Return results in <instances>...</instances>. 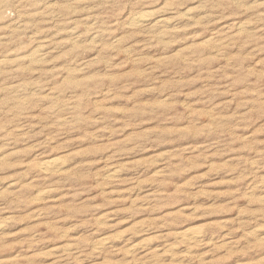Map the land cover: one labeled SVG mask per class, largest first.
I'll list each match as a JSON object with an SVG mask.
<instances>
[{"label":"rangeland","instance_id":"1","mask_svg":"<svg viewBox=\"0 0 264 264\" xmlns=\"http://www.w3.org/2000/svg\"><path fill=\"white\" fill-rule=\"evenodd\" d=\"M0 66V264H264V0H0Z\"/></svg>","mask_w":264,"mask_h":264},{"label":"bare ground","instance_id":"2","mask_svg":"<svg viewBox=\"0 0 264 264\" xmlns=\"http://www.w3.org/2000/svg\"><path fill=\"white\" fill-rule=\"evenodd\" d=\"M152 15V14H151ZM150 16V15H149ZM141 17H147V14L146 15H142ZM140 17V18H141ZM143 19V18H142ZM142 19H135L134 20V26H136V27H138V26H140V25H142L144 22H146V21H148V20H142ZM163 19V18H162ZM161 23L163 22V21H160ZM164 23V22H163ZM165 23H167V22H165ZM171 24V23H170ZM48 50V49H47ZM44 51V50H43ZM49 52V51H48ZM35 54V53H34ZM42 59V58H41ZM39 60V59H38ZM37 61V60H36ZM1 67V66H0ZM56 165H58V163H57V160H50V161H46V162H43L42 164H41V172H43V173H52V172H55L54 171V168H55V166ZM62 167V166H61ZM109 167V166H108ZM61 169V168H60ZM57 171V170H56ZM120 171V170H119ZM58 172V171H57ZM56 172V173H57ZM110 173L108 174L109 175V177L110 178H113V179H115V178H117V176H118V171H116V170H111V171H109ZM105 176V175H104ZM103 178V177H102ZM2 227V226H1ZM4 227V226H3ZM199 229V228H198ZM146 231V230H145ZM177 236V235H176ZM119 237V236H118ZM206 237V236H205ZM204 238V236L202 235V233L201 232H199V231H197V230H188V231H185V232H183L182 234H181V240H182V242L187 246V247H189V248H187L188 250H192V251H194L193 249H192V247L193 246H197V245H199V244H201V243H203L205 240L203 239ZM122 241V240H121ZM210 241V240H209ZM94 244V243H93ZM109 244V243H108ZM107 246V243H106V240L104 241V239L103 240H100V241H98V242H96L95 243V245H94V248H95V250H102V249H105V247ZM204 247V246H203ZM163 248V247H162ZM72 249V248H71ZM128 249V248H127ZM134 249V248H133ZM130 250V252H131V254L133 253L134 254V252H135V250ZM180 250V249H179ZM187 250V251H188ZM71 251V250H70ZM142 251V250H141ZM186 251V252H187ZM190 251L189 252H187V255H191V253H190ZM193 253V252H192ZM146 254V253H145ZM170 254V253H169ZM184 254H185V252H184ZM196 255V254H195ZM178 256V255H177ZM189 262V261H188Z\"/></svg>","mask_w":264,"mask_h":264}]
</instances>
